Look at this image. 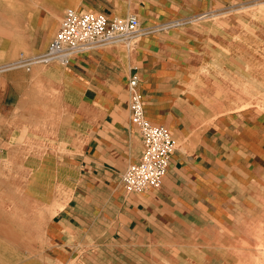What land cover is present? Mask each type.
Listing matches in <instances>:
<instances>
[{"label": "crops", "instance_id": "obj_1", "mask_svg": "<svg viewBox=\"0 0 264 264\" xmlns=\"http://www.w3.org/2000/svg\"><path fill=\"white\" fill-rule=\"evenodd\" d=\"M106 1L101 6L94 0H81L79 5L109 18L136 15L140 43L128 52L127 62L118 56V49L110 48L75 53L64 65L68 72L66 97L78 91L75 100L84 108L79 125L68 131L80 136L63 195L47 223L42 237L45 244L39 248L49 261L86 260L89 239H99L100 245L107 238L129 245L167 247L174 241L183 244L185 238H196L193 232L202 229L210 207H214L219 152L226 148L217 125L209 121L216 116L210 103L223 100L220 96H227L230 103L243 100L230 80H216L212 73L205 75L203 83L183 81L185 72L196 67L188 61L194 57L192 51L176 44V40L182 37L181 30L199 17L256 0ZM63 11L58 2L37 0L32 17L39 18V29L49 24L47 30H52ZM231 33L224 31L223 44L229 51ZM43 36L47 38L48 33ZM184 53L188 56L184 57ZM131 61H135L147 117L162 124L168 122L170 127L164 125L171 128L176 140L162 185L143 192H127L121 181L125 168L140 157L143 147L138 129L130 123L126 87L129 78L124 88L112 94L125 78ZM54 66L48 71H54ZM120 69L122 72H116ZM38 71L39 68H0V148L9 142L8 128L13 118L21 129L37 125L36 119H41L36 113L34 85ZM92 85L99 89L95 101L108 105L102 104L101 109L89 113L85 108L88 86ZM51 126L55 128L54 121Z\"/></svg>", "mask_w": 264, "mask_h": 264}, {"label": "rangeland", "instance_id": "obj_2", "mask_svg": "<svg viewBox=\"0 0 264 264\" xmlns=\"http://www.w3.org/2000/svg\"><path fill=\"white\" fill-rule=\"evenodd\" d=\"M51 1L58 2L60 9L89 10L80 7L81 0ZM94 1L101 6L107 2ZM35 3L37 0H0V68H39L34 85L36 113L41 117L36 119L37 125L23 129L13 118L9 142L0 148V264H264V0L201 16L181 30V40H176L192 51L194 57L188 61L196 67L185 72L183 81L203 83L205 75L212 73L216 80H230L243 99L230 103L227 96H220L224 99L210 103L216 116L209 121L217 125L226 148L219 152L214 207L202 229L193 232L197 237L167 247L129 245L107 238L100 245L99 239H89L92 245L86 260L71 262L49 261L39 248L45 244L42 237L47 223L63 195L80 136L68 131L79 125L83 105L75 100L78 91L66 97L68 72L64 65L57 61L28 66L14 63L44 50L60 25L61 14L54 29L47 30L49 24L39 29L38 12L32 17ZM225 30L232 32L231 51L224 48ZM137 33L87 51L116 48L127 62L128 52L140 43ZM51 65H55L54 71H48ZM133 73L135 61L129 63L126 79L122 77L121 84L113 88V95ZM97 93L96 86H88L85 109L89 113L108 105L95 101ZM164 124L170 127L168 122Z\"/></svg>", "mask_w": 264, "mask_h": 264}, {"label": "built area", "instance_id": "obj_3", "mask_svg": "<svg viewBox=\"0 0 264 264\" xmlns=\"http://www.w3.org/2000/svg\"><path fill=\"white\" fill-rule=\"evenodd\" d=\"M138 31L139 21L134 14L109 18L99 11H77L66 7L58 30L44 50L31 57H21L14 63L28 66L57 61L66 65L75 53L131 37ZM127 89L130 123L140 132L143 147L140 157L129 163L122 173V185L130 192L157 189L162 185L176 141L166 125L147 117L136 73L129 77Z\"/></svg>", "mask_w": 264, "mask_h": 264}, {"label": "bare ground", "instance_id": "obj_4", "mask_svg": "<svg viewBox=\"0 0 264 264\" xmlns=\"http://www.w3.org/2000/svg\"><path fill=\"white\" fill-rule=\"evenodd\" d=\"M14 66V65H13ZM140 133V132H139ZM141 135V134H140ZM174 138V137H173ZM175 139V138H174ZM176 141V140H175Z\"/></svg>", "mask_w": 264, "mask_h": 264}]
</instances>
